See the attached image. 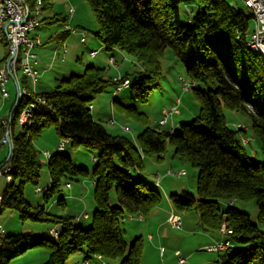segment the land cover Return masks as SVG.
<instances>
[{
	"label": "trees",
	"instance_id": "obj_1",
	"mask_svg": "<svg viewBox=\"0 0 264 264\" xmlns=\"http://www.w3.org/2000/svg\"><path fill=\"white\" fill-rule=\"evenodd\" d=\"M87 1L97 20L94 34L102 49L120 50L135 59L139 70L130 78H136L131 86L132 98L147 102L159 87L161 59L170 49L192 82V91L200 101L199 114L173 131L145 127L137 143L111 134L94 119L90 106L99 94L111 86L116 88L118 83L97 65L57 79L51 93L22 97L12 129L22 108L30 103L35 105L34 117L30 127L23 126L17 135L12 132L11 156L4 162L11 166L5 177L12 181L0 196V213L15 211L23 223H41L47 229L42 237L5 233L0 237V264H11L40 246L50 250L46 264H66L76 253L82 254V261L100 255L107 263L140 264L142 237H135L128 246L122 226L129 217L148 218L161 207V192L139 174L147 159L157 162L164 158L168 144L174 149V159L198 169L195 195L187 191L170 193L168 199L176 213H195L206 233H219L226 223L233 232V246L217 252L221 254L220 264H264V159L248 153L242 142L247 131L231 129L223 114L225 109L245 115L264 152V55L248 46L254 30L252 13L239 5V0ZM41 2L40 11L53 8V0ZM26 3L33 9L37 0ZM59 21L65 27L66 19L57 14L42 19L40 24ZM69 35L64 28L50 38L64 43ZM8 56L6 53L0 67ZM22 79L26 86L27 78ZM118 104L121 112L145 122V114L136 107ZM52 127L74 150L87 149L96 161L92 171L96 208L87 229L76 225L74 217L59 216L47 209V204L61 194L63 184L89 174L76 167L70 157L57 152L48 160L50 185L43 194L44 204L32 206L25 198L27 185L38 188L42 170L40 153L33 143ZM3 129L6 126L1 127L5 134ZM112 192L114 206L110 204ZM234 202H254L257 223ZM57 203L64 205L65 199L59 197ZM51 229L59 233L57 238L45 235Z\"/></svg>",
	"mask_w": 264,
	"mask_h": 264
},
{
	"label": "rangeland",
	"instance_id": "obj_2",
	"mask_svg": "<svg viewBox=\"0 0 264 264\" xmlns=\"http://www.w3.org/2000/svg\"><path fill=\"white\" fill-rule=\"evenodd\" d=\"M228 1L235 3L236 0ZM238 4L243 5L240 0L238 1ZM69 9H74L75 12L73 16L69 15ZM55 14H57V17L66 19L65 26L69 25L71 29H76L79 32L86 33V42H80L79 34H70L64 43L51 39L50 37H55L56 33L64 30L65 27L62 21L56 23H45L41 26L39 25L29 33V38L38 34L43 43L41 46H37L34 49V52L38 56V64L40 62V75L37 81L38 83H36L37 85L35 86V89L37 88L36 94L53 92L57 79L68 78L72 74H81L89 65L98 64L99 67L105 69L106 76L111 78L118 75H120V77L117 78H122L124 76L133 78L137 75V70H139V68L136 67L134 57L127 55L120 50L114 49L112 51H105L102 49L99 38L94 34L98 29L97 20L87 0H53L52 9L38 11L40 21L44 18H51ZM34 15L36 14H33V16ZM182 16L185 17V13H182ZM61 44H64L67 47V53H63V51L60 50L59 45ZM40 49H44V51L41 52L42 50ZM92 50L97 53V57L94 60L90 58V51ZM6 53L7 47L0 44V61L5 58ZM56 53L59 54V59L53 60ZM110 57L115 58L118 64L117 66L110 65ZM161 62L162 76L160 85L150 93L147 102H141L137 98H132L131 87L124 88L121 92L116 93L115 87L111 86L105 92L96 97L92 105L93 108H91L92 115L95 120L103 124L109 133L127 137L134 143H137V136L144 130L145 127L173 131L179 127L181 123L190 122L198 116L200 110L199 99L192 90H184V82L192 83L186 76L185 67L174 56L170 49L165 51ZM18 78L20 81L23 80V75L19 73ZM20 83L23 87L24 84L22 82ZM27 85L28 89H33L32 82H27ZM15 88V84L11 80V82L7 85V91L9 92V97H11V102H5L4 106H2L0 110V119L8 118L11 113H13V117L16 115L13 111V104L17 94ZM177 99L180 100V113L178 115L168 116L169 121L167 120L166 125L160 126L158 121L162 118L163 109L171 108ZM3 100H0V104L4 102ZM118 103L125 106L136 107L139 112L145 114V122L137 120L132 115H126L125 112H121L119 110ZM223 114L226 124L231 129L237 130L239 128L238 125H241L243 127H240V129H242V131H247L249 137L242 136V138L245 137L244 139H248L250 142H248L249 144L243 143L245 144L248 153L251 156H256L257 159H264V152L262 151L258 140L253 136L250 122L246 116L239 112H232L225 109L223 110ZM18 117L14 130L11 127L14 118L10 124L11 131L15 135L23 131V126L19 124ZM111 121L114 122L113 125H111ZM124 127H127L128 131H125ZM4 130L5 129L2 131ZM6 130L4 132H6ZM2 134L4 133L1 132L0 135ZM64 140V138H60L55 128L52 127L45 129L42 135L34 141L33 144L40 153L39 159L42 164L38 184L39 188H47L50 185L47 166L48 159L44 157V153L49 152L50 154H55L60 152L58 151V146ZM2 148L4 149L3 153L1 152ZM2 148L0 149V164L5 162L9 153L8 146H3ZM173 150V147L168 144L164 158L161 161L154 162L147 159L144 164L145 167L143 172L150 176V178L155 179L154 174H156L158 170L160 171L161 174L158 176L160 177L158 181L160 182L163 178L164 180L162 181V184L155 185V183L150 182L151 186L161 192L163 196V202L161 205L165 204L166 207H169V209L176 212L171 203L168 204L170 193H181L185 190L190 194L195 195L198 169L189 164H183L179 162L178 159H174ZM60 153L70 157L76 167L87 170L89 174L86 176H77L75 179L68 180V184H63L62 192L59 197L65 199V204L59 205L57 203L59 197H57L56 200L47 204V209L59 216L74 217L76 225L83 229H87L91 225L92 215L96 208L93 196L94 184L92 178V171L96 161H94L93 155L89 150L83 148L74 150L70 146V143H68L64 150ZM4 164L5 163H3L0 168ZM168 169H172L174 171L184 170L185 175L179 178L169 176L166 174ZM0 173L1 196L3 195L7 185L11 183L12 179L11 177L7 179L5 177V172ZM133 176L135 178L139 177L137 173H134ZM25 198L32 206L44 204L43 193H36V188L31 185H27L25 187ZM115 201V194L112 192L110 204L114 206ZM234 205L241 211L247 212L251 221L253 223H257L258 208L254 202H234ZM84 214H87L88 216L85 218ZM183 216L186 218L185 220L187 221V224L190 227L195 228L193 230L195 231V234H203V230L195 213L189 212L183 214L182 217ZM138 219L139 216H134L132 218L129 217V219L124 221L122 227L124 229V240L128 246L135 237H142L143 253L140 264H169L170 257L172 255L175 256L177 249L168 247V249L162 254L163 256H161L159 251L161 248L157 249L155 252L152 244L157 246L156 241L159 240L158 228L154 224L148 225V222H141ZM161 224H163V220L160 225ZM223 225H226V223H223L222 226ZM0 226L3 230H5L6 235L28 233L34 237H42L47 229V226L41 223L30 221L23 223L20 220L18 213L15 211H5L0 213ZM166 229L169 231V234L173 235L184 231V226L181 227V229H173L167 225ZM185 232L187 231L185 230ZM149 235L154 237L155 242H150L147 239ZM189 236L188 242L184 245V250H189L192 247V242H198L199 238L197 236L194 234ZM164 249H166V247ZM178 251L181 256H183L181 251ZM184 254L186 253L184 252ZM194 254L203 255L201 249L196 251ZM50 255V250L47 247L40 246L29 249L20 257L13 259L11 264H46L50 259ZM92 260L93 259H90V263H93ZM79 262H82V254L76 253L69 257L66 264H77ZM105 263L118 264L117 261H108V263L105 261Z\"/></svg>",
	"mask_w": 264,
	"mask_h": 264
},
{
	"label": "built area",
	"instance_id": "obj_3",
	"mask_svg": "<svg viewBox=\"0 0 264 264\" xmlns=\"http://www.w3.org/2000/svg\"><path fill=\"white\" fill-rule=\"evenodd\" d=\"M242 2L251 10V12L255 17V21L257 22V32L253 37L255 46L259 48H264V2L263 0H242ZM2 9H9L11 12V19L4 20V23L10 25L9 39L12 42V47H13V41H21V48L23 51V62L22 65L19 67H11V60H12V51H11L8 70L6 74H4L3 84H6L7 86L11 82V80H13L15 84L16 78L18 77L19 73L24 74L28 77L29 82H32L33 89L26 88V91H18V87L15 85L16 93H17L16 97L30 96V95L34 96L36 95L35 86L40 75V72L37 71L38 56L34 52V49L36 48V40L41 39V37H38V35H36V40H29V33H27V26L20 25V18H23V11L21 9V4L19 2H17L16 0H2V3H0V16H2ZM74 12H75L74 9H69L70 16H73ZM65 29L68 30L70 34H75V35L79 34L80 37H83L82 32H79L76 29H71L69 25H66ZM60 50H62L63 53H66L67 47L64 44H62L60 45ZM111 59L115 60L114 57H111ZM114 80L118 83V85L115 88V92H121L122 85L125 84L126 81H129L131 79L116 78ZM192 87L193 85L184 84L185 91L192 90ZM31 105L34 104L30 103V106ZM179 105H180V100L177 99L171 108L163 109L162 118L158 121V124L160 126H164V118H166V116L178 115L180 113ZM27 109L25 110V114L26 117L28 118ZM0 125H6L7 128V118L0 119ZM6 139H7V135H0V149L3 146H6ZM65 141L66 139L61 144H59L58 148H63ZM242 142L246 144L249 141H242ZM6 167L7 165L4 164L0 168V172L6 173ZM166 174L175 178H179L185 175V171L184 170L174 171L172 169H169L166 172ZM40 189L41 188L39 187L36 188V192H39ZM166 223L168 226H170L173 229H181L182 227V220L176 219V212H174L173 210L167 217ZM232 233H233L232 230L226 227L224 231L220 232L221 235L220 240L216 241L211 245L204 247V250L209 253H217V252L225 251L229 245H233L230 239ZM0 237H3V228L1 226H0ZM164 251H165L164 248L160 249L161 255L164 253ZM175 256H176L175 264H187L186 259L183 256H181L179 251L175 252ZM77 264H105V260L100 255H98L95 257V261L93 263H90V261H82Z\"/></svg>",
	"mask_w": 264,
	"mask_h": 264
},
{
	"label": "bare ground",
	"instance_id": "obj_4",
	"mask_svg": "<svg viewBox=\"0 0 264 264\" xmlns=\"http://www.w3.org/2000/svg\"><path fill=\"white\" fill-rule=\"evenodd\" d=\"M16 1L21 4V9L23 11V18H20V25H26L27 26V33H30L33 29H35L39 25H41L40 24L41 21L39 20V17H38V11L41 8L42 2H41V0H37L36 6L33 9H30L29 5L26 3V0H16ZM240 1L242 2V0H240ZM0 3H2V0H0ZM242 4L251 12V10L243 2H242ZM33 14H36V15L33 16ZM252 15H253V13H252ZM253 17H254V15H253ZM10 19H11L10 10L9 9H2V16H0V44H2V45H3V43L7 44V45H5V47H7V54H9V56L6 59L3 66L0 67V100L7 99L9 97V92L7 91V86H6V84H3V78H4V74H6V72L8 70V64H9V60H10L11 51H12L11 67H19L22 65V62H23V51L21 50V41H13V47H12V42L9 39L10 38V25L7 23H4V20H10ZM256 32H257V22L255 21V17H254V30L250 36L248 46L251 49V51L264 55V48H259V47L255 46V42H254L253 37L256 34ZM38 37H40V36H38ZM29 40H36V36L29 38ZM85 41H86V33H83V37H80V42L85 43ZM42 44L43 43H42L41 39L36 40V47L41 46ZM95 54H96V52L90 53V55L92 57ZM110 65L117 66L116 60H112L110 58ZM22 75L24 77H26L28 80V77L26 75H24V74H22ZM135 81H136V78L133 80L126 81L125 84L122 85L121 90H123L124 88L133 86ZM20 82L21 81L17 77L16 81H15V85L18 87V91H26L27 85L26 86L24 85L22 87ZM184 84L185 85H192V83H186V82H184ZM15 90H16V88H15ZM116 93H118V92H116ZM22 97H25V96H17L15 99V102L13 104V106H14L13 111L15 112V114H16V110L20 106V102L22 100ZM38 100L43 102V100H41V98H39ZM27 107H28V109H27ZM90 108H92V106H90ZM26 109H27L28 118L26 117V114H25ZM34 110H35V105L30 106V104H28L24 108H22V110L19 113V117H18L19 124L22 126L26 125L27 127H30L32 125V122H33ZM13 118H14L13 113H11L9 115V117L7 118V130L4 134V135H7L6 146H8V147H9V144H12V131L10 128V124H11ZM167 120H168V116H166V118H164V125H166ZM112 124H114L113 121H111V125ZM2 126H6V125H0V133H1V127ZM238 127L240 128L242 126L238 125ZM124 130L128 131V128L124 127ZM244 138H242V141H249L248 139H244ZM67 144H68V140L66 139V141L64 142V147L58 148V151H60V152L63 151ZM11 151L9 149V153H8V157H7L6 161L9 160V158L11 156ZM51 156H52V154H50L49 152L44 153V157L48 160L51 158ZM7 164L8 163H6L5 165H7ZM10 170H11V166L8 164L6 167V172L10 171ZM46 191H47V188H41L39 190V192H36V193H43L44 194ZM0 201H1V197H0ZM84 217L86 218L87 215H85ZM176 219L181 220L180 216H178L177 214H176ZM226 227H227L226 225H223L221 227L219 233L224 231V229ZM58 234L59 233L53 229H51L45 233V235L51 236L53 238H57ZM4 235H5V231L3 230V236ZM232 246L233 245H229L228 248H226V250H229Z\"/></svg>",
	"mask_w": 264,
	"mask_h": 264
},
{
	"label": "crops",
	"instance_id": "obj_5",
	"mask_svg": "<svg viewBox=\"0 0 264 264\" xmlns=\"http://www.w3.org/2000/svg\"><path fill=\"white\" fill-rule=\"evenodd\" d=\"M38 35V34H36ZM86 42V41H85ZM39 50V49H38ZM42 50L41 52L44 51V49H40ZM40 52V51H39ZM40 52V53H41ZM68 52V50H67ZM66 52V53H67ZM91 52H96V51H90ZM97 57V53L92 57L90 56L91 59H96ZM111 58V57H110ZM59 59V54L56 53L55 56H54V59ZM40 64V62H39ZM39 64H37V70L40 72V69H39ZM95 64V63H94ZM98 66V64H96ZM117 77H120V75L116 76V77H113V79H116ZM29 82V81H28ZM38 83V82H37ZM37 85V84H36ZM28 87V85H27ZM36 91H37V88H36ZM16 99V98H15ZM4 102L0 104V110L2 108V106H4V103H10L11 102V97H8V99H5L3 100ZM93 108V107H92ZM169 121V120H168ZM113 125V124H112ZM4 149L2 148L1 149V152L3 153ZM5 155V154H4ZM4 163V162H3ZM2 163V164H3ZM0 164V166L2 165ZM160 171L158 170L156 174H154V178H150V176L146 175L144 172H141L139 175L140 176H143L144 178L148 179L149 182L151 183H155V185H161L162 184V181L164 180L162 178V180L159 182V178L158 177L160 175ZM157 177V178H156ZM185 190H183L182 192H184ZM169 202V200H168ZM170 204V202L168 203ZM62 205V204H61ZM171 209H169V207H166L165 204L164 205H161V207H159L158 209H156L154 211V213H152L148 218H145V217H142V216H139V221H145V222H148L147 224L150 225V224H154L157 228H158V237H159V240L156 241V244L157 246H154L152 244V246L154 247L153 249L156 250L159 249V248H165V250L168 249V247H172V249H177L181 251L182 255L184 256V258L186 259L187 261V264H220L221 263V257L220 255L221 254H217V253H209V252H206L204 250V247L207 246V245H210V244H213L215 243L216 241L220 240L221 238V235L220 233H206V232H203V234H195V231H193L195 228H192L190 227L188 224H187V221L185 220L186 218L182 215H179L177 214L178 216H180L181 220H182V227L184 226V231L180 232L179 234H169V231L166 229L167 228V223H166V219L167 217L169 216V214L171 213ZM87 215V214H85ZM88 216V215H87ZM187 216V215H186ZM159 217V218H158ZM189 218V217H187ZM198 218V216H197ZM162 220H163V224L160 225V223H162ZM185 220V222H184ZM185 230L187 232H185ZM5 231V230H4ZM191 234H194L195 236H197L199 239H198V242L197 243H194L192 242L191 245L192 247L189 249V250H184V245L188 242V239H189V235ZM147 239L150 241V242H155V239L152 235H149L147 237ZM191 239V238H190ZM199 249H201L203 255H197V254H194L196 251H198ZM160 251V250H159ZM184 252L186 254H184ZM163 256V255H161ZM175 256L172 255L170 257V261H169V264H175ZM95 260H93L94 262ZM165 261V260H164Z\"/></svg>",
	"mask_w": 264,
	"mask_h": 264
},
{
	"label": "water",
	"instance_id": "obj_6",
	"mask_svg": "<svg viewBox=\"0 0 264 264\" xmlns=\"http://www.w3.org/2000/svg\"><path fill=\"white\" fill-rule=\"evenodd\" d=\"M263 2H264V0H263ZM9 149H10V151L12 150V144H9Z\"/></svg>",
	"mask_w": 264,
	"mask_h": 264
}]
</instances>
